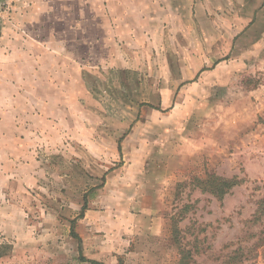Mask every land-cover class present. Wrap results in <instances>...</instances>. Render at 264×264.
I'll use <instances>...</instances> for the list:
<instances>
[{
  "label": "rangeland",
  "instance_id": "1",
  "mask_svg": "<svg viewBox=\"0 0 264 264\" xmlns=\"http://www.w3.org/2000/svg\"><path fill=\"white\" fill-rule=\"evenodd\" d=\"M151 1L0 0V264H264V0Z\"/></svg>",
  "mask_w": 264,
  "mask_h": 264
},
{
  "label": "crops",
  "instance_id": "2",
  "mask_svg": "<svg viewBox=\"0 0 264 264\" xmlns=\"http://www.w3.org/2000/svg\"><path fill=\"white\" fill-rule=\"evenodd\" d=\"M138 1H143V0H116V13L114 14L112 10V7H109V13L106 14L105 20H104V25L107 23L110 24V32H108L104 27L102 29L103 31V37L108 38V39H115L116 38V32L122 29H125L124 27H130V24L133 23L132 18L136 16L137 13V7L140 8V6L136 7V2ZM145 1V12L143 17L150 18L153 16H156L153 8L154 2L151 0H144ZM158 1V0H154ZM161 1V0H160ZM151 2V7L150 4ZM156 3V2H155ZM161 4V3H160ZM161 9V8H160ZM155 12V13H154ZM112 22V23H111Z\"/></svg>",
  "mask_w": 264,
  "mask_h": 264
},
{
  "label": "trees",
  "instance_id": "3",
  "mask_svg": "<svg viewBox=\"0 0 264 264\" xmlns=\"http://www.w3.org/2000/svg\"><path fill=\"white\" fill-rule=\"evenodd\" d=\"M121 151V148H120ZM201 184L205 185L203 191L211 192L215 197L219 198L220 200L224 199V196L227 195L235 186L240 184V181L237 178L232 179H224L215 175L210 176L207 181H203ZM85 207L81 214L83 217ZM264 218V196L259 200L257 210L254 214L253 223H258ZM74 227H72V233L76 239L79 240V248L81 252L82 248V240L81 238L75 233ZM260 245L264 244V238L259 239ZM82 261H86V259L82 256ZM93 264H102L93 262Z\"/></svg>",
  "mask_w": 264,
  "mask_h": 264
}]
</instances>
